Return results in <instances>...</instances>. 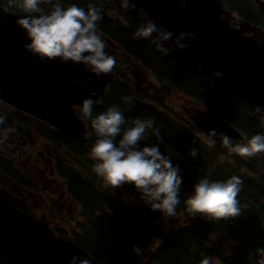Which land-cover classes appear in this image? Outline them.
<instances>
[{"label":"clouds","instance_id":"obj_1","mask_svg":"<svg viewBox=\"0 0 264 264\" xmlns=\"http://www.w3.org/2000/svg\"><path fill=\"white\" fill-rule=\"evenodd\" d=\"M45 0H9V3L26 13L18 19L17 24L24 30L30 43L24 45L26 51L41 59L61 62L71 61L82 64L94 75L112 72L116 61L105 52L106 44L97 31V22L102 18L95 4H89L87 10L75 4L62 7L57 0L52 10L44 13L39 5ZM51 3V0H47ZM125 9L132 7L129 0H122ZM153 33L156 35L153 36ZM135 38L148 39L156 44L159 51L168 55L172 50H183L187 47L181 43L185 34L180 33L173 39V33L159 28L148 20L139 26L134 33ZM173 41L174 49L164 48L163 42ZM202 67V65H197ZM220 72H213L212 77L218 78ZM77 83L87 84V79H76ZM95 91H90L88 98L82 102V112L91 119V125L97 139L90 149L89 155L95 161L94 172L105 182V186L119 187L123 183L133 184L142 194V198L152 210H159L166 216H175L176 207L180 204L179 188L182 183L178 168L163 156L157 146L138 148L139 142L146 133L152 130L154 121L135 119L126 121L117 106L93 116ZM126 100L128 98H125ZM6 117L0 116V125ZM122 126H124L122 128ZM216 135V130L210 131ZM120 137L117 141V137ZM223 145L233 153L241 156H252L264 152V135L252 136L246 144L233 145L231 138L221 134ZM196 156V149L190 151ZM242 180L233 176L224 181H211L202 177L194 185L193 192L184 199L186 210L192 214H202L212 219H227L241 214L237 199L241 191ZM137 253L139 248L134 249ZM258 256L259 259L255 257ZM250 264H264V248H256L249 256ZM69 264H89L85 259L73 256ZM200 264H210L208 257Z\"/></svg>","mask_w":264,"mask_h":264},{"label":"trees","instance_id":"obj_2","mask_svg":"<svg viewBox=\"0 0 264 264\" xmlns=\"http://www.w3.org/2000/svg\"><path fill=\"white\" fill-rule=\"evenodd\" d=\"M230 4L245 12L256 10L248 0H243V2L231 0ZM101 17L97 22L98 28L107 31L123 46L136 53L143 63L146 62L178 86L187 89L189 93L201 96L200 102L207 109L215 111L254 135H264V112L240 99L221 96L216 92L209 91L198 79L159 51L148 40L135 38V31L131 27L120 25L117 20L107 19L102 14ZM246 107L258 114L250 117ZM122 113L126 121L129 122L125 126H130V122L137 118L154 121L153 128L158 130L159 135L149 130L145 146H157L159 152L167 157L174 167L178 168V175L182 180L181 190H188V184H195L193 178L188 175V171L190 174L192 172L182 164L181 158L173 157L166 149L170 147L179 153L185 152L195 130L191 123L186 119H177L169 114H161L151 105L139 102H135L134 106L128 104ZM116 139L118 141V138ZM75 144L82 148V154L87 151L83 145ZM196 144L204 154L207 153L205 145L198 139ZM138 148L143 147L138 145ZM77 165L86 170L82 159L77 162ZM60 184L73 202L79 205L80 220L76 222L79 232L75 229L72 230L76 241L98 258L102 264H195L205 257L210 259V264H216L213 262L214 260H217L218 264H250L249 259L244 257V252L249 248H255L256 243L249 238L241 237L239 232L234 231L232 241L225 244L216 241L209 250L194 260L188 261L191 254L189 253L190 248L196 244L195 232L181 234L171 239L167 245L160 249L153 242L150 225L147 228L149 230L143 232L147 222L141 217L147 215L151 218V211H146L144 207H141L140 210L143 212H136V214V209L129 205L118 207L112 202L114 195L109 189L95 187L92 178L82 176L74 171L71 172V177L62 180ZM255 185L257 189L249 187V190L254 193L255 197L260 192L264 198V187ZM19 200L22 204L21 197ZM259 205L264 208V203ZM18 208H21L20 205ZM69 208L72 211V207ZM238 223H241L247 230H254L264 238V229L260 227L258 218L242 215L235 221V224ZM136 248L140 249L139 253L134 251ZM0 264L11 263L0 257Z\"/></svg>","mask_w":264,"mask_h":264},{"label":"water","instance_id":"obj_3","mask_svg":"<svg viewBox=\"0 0 264 264\" xmlns=\"http://www.w3.org/2000/svg\"><path fill=\"white\" fill-rule=\"evenodd\" d=\"M214 17L215 18H213V20H212L213 22L211 25V33L212 34L214 33L213 34L214 38L217 41H220L221 43L225 44L227 46L226 47L227 50L229 52L233 53V55L236 59L238 71L240 73H241V71H242V73H244V66H245L244 65V51H245V44H247V43L245 41H242V40L241 41L240 40H233V39L230 40L229 35H228V32H229L228 29L223 24L218 22V20L216 19V15ZM8 18H10V19H8ZM16 18L17 17L15 15L0 12V92H2L1 84L5 80V76L3 74V71L5 69L7 59L10 57L11 53L16 49V47L18 46V44L20 43V41L22 39L21 38L22 31L15 27ZM190 43H192V42L191 41L188 42L187 45H189ZM232 44H234V45H232ZM230 49H232V50L230 51ZM202 59L200 58L199 61H200V65H202V71L204 72V66L207 63V61L210 62L209 61L210 59L207 56H204ZM36 62H37L36 71L37 72L43 71L45 69V67L42 64H40L38 61H36ZM49 68L51 70V73L55 74V70L53 68H51L50 66H49ZM258 68L259 69H258L257 75H256V84L260 88H262L264 91V80H263L264 79V75H263L264 68H262L261 66H259ZM217 70L220 73H222V75L220 76L221 78L225 77V75L227 73L226 68L220 67ZM244 79H243V81H244ZM259 81H262V82H259ZM244 82L245 83H242V81H241L240 83H237V84H229V88L231 87L229 90L234 92L235 94L239 95L237 93V91H235V90L244 91L245 88L247 87V82L246 81H244ZM219 84L221 86L225 87L227 85V82L223 81V82H220ZM244 84H246V85L244 86ZM232 87H234V88H232ZM263 96H264V92H263V95L261 97L262 100H263ZM202 116L203 117H210V115H208L206 113H202ZM197 121L201 124V126L203 128H205L207 130L214 129L218 125V123L215 119L212 121V126H209V124L203 118H197ZM77 139L80 140V134L79 133H78ZM24 217L26 218V221L22 227H18L11 232H7L4 230L2 232V235L6 239L8 245H9V248L13 254H20V255L26 256L28 259L32 260L34 263L38 262V264H67L68 261H70V259L73 256H77L78 258L85 259L89 262V264H97L95 262V260L89 255V253L78 243H76V242L70 243V242H66L63 240L60 241L59 239H52V238H50V236L48 234L49 230L47 229V227L45 225L39 224L40 222L32 219L27 214L24 215ZM35 233H38L40 235H42V234L45 235L44 241L41 245L33 243L27 239L28 235L35 234ZM49 233L52 235L51 232H49ZM53 250H56L57 253L59 252V258H61V262H59V260L57 259L55 263H46L44 261V259L48 258L47 256L52 254Z\"/></svg>","mask_w":264,"mask_h":264},{"label":"rangeland","instance_id":"obj_4","mask_svg":"<svg viewBox=\"0 0 264 264\" xmlns=\"http://www.w3.org/2000/svg\"><path fill=\"white\" fill-rule=\"evenodd\" d=\"M180 108L181 107H179V109ZM4 111H5V97L2 100H0V116H1V113H4ZM19 120L20 119H17L16 117H12V123L13 124L19 122ZM20 122H23V120H20ZM27 123H32L31 118L27 119ZM5 147H6L5 141L0 140V151H2V152H0V155L6 157L8 159H11L13 164H14L15 160H22V158H23L22 153H20V155H18L17 151L12 152V151H10V149H5ZM50 153H53V152H50ZM8 159H5L2 162H0V171H1L0 172V187L5 189V190L10 189V187H11L10 182L5 178V175L10 176V173H9L10 162ZM40 160H41L40 157H38L35 160L33 159V157L30 158V162L35 167V170H33V175L35 177H39L41 179L40 184H37L36 182L31 180L35 184V187L21 186L22 189L23 188L25 189L26 194H27V191L30 189L34 190L37 194L36 202H30L29 207L35 212V214L36 213L40 214V212L42 210V215L47 216V219L49 220L50 224H57L61 227L70 226L71 225L70 222L66 219H60L57 216L56 221H54L48 216L51 209L49 207H44V204L46 203V204H48V206H50L52 208V204L49 202L48 198L55 197V193H56L57 189L61 186V184H60L61 181L59 182L57 178H54V179L51 178L47 173L48 168ZM48 160H49V154H48ZM14 166H15V164H14ZM61 174H63L65 177L69 178L65 173L61 172ZM4 194H5L6 198L9 200L7 191H5ZM27 196H28V199L30 200V196L29 195H27ZM52 213H53V208H52ZM11 215H12V213L9 214V216H11ZM147 221H149V220H146V222ZM147 223H149V222H147ZM160 223L166 227L171 225V223H169L165 219H160ZM238 228H239V226H238ZM250 235H252L254 238H256L258 240H261V239L257 238V236L255 234H250ZM250 253H251V250H248L246 252L245 256L248 257L250 255Z\"/></svg>","mask_w":264,"mask_h":264},{"label":"bare ground","instance_id":"obj_5","mask_svg":"<svg viewBox=\"0 0 264 264\" xmlns=\"http://www.w3.org/2000/svg\"><path fill=\"white\" fill-rule=\"evenodd\" d=\"M52 83H53V80L49 84H52ZM14 84L16 85V83H14ZM40 94H41V92L39 90L34 89L32 92L29 93L27 101L20 106V109L22 111H25L26 113H34L35 110L38 108L41 110H45V109L49 110V108L46 105H44V103L40 100V97H39ZM13 106H16V105H13ZM42 115L46 118V116L43 114V112H42ZM17 210L20 213H22L21 208L17 207ZM1 246H2V241L0 239V248H1ZM9 260H11L14 264H21V261L18 257H13V258H10Z\"/></svg>","mask_w":264,"mask_h":264},{"label":"flooded vegetation","instance_id":"obj_6","mask_svg":"<svg viewBox=\"0 0 264 264\" xmlns=\"http://www.w3.org/2000/svg\"><path fill=\"white\" fill-rule=\"evenodd\" d=\"M240 1L243 2V0H240ZM248 1H250L253 4V6L255 7L256 10L254 12H245V11H243V14H247L250 17H248V18H239L237 21H232L231 22L232 25L237 26L241 20L249 19V18H251L254 22H260L261 21V19H262L261 17L264 16V10H259L255 6V4L252 2V0H248ZM19 199H20V197H19Z\"/></svg>","mask_w":264,"mask_h":264}]
</instances>
